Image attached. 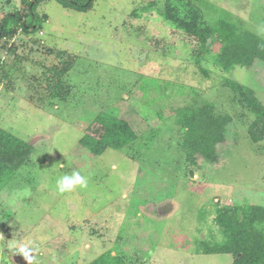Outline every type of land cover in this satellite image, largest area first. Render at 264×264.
Here are the masks:
<instances>
[{"label": "rangeland", "instance_id": "374dc122", "mask_svg": "<svg viewBox=\"0 0 264 264\" xmlns=\"http://www.w3.org/2000/svg\"><path fill=\"white\" fill-rule=\"evenodd\" d=\"M166 2L94 0L80 11L42 0L37 32L15 26L0 40V127L33 147L0 180V264H21L11 250L19 243L35 249L33 264H90L102 254L128 264L233 262L205 245L224 240L219 207L264 206V140H251L254 114L224 79L264 103V62L223 70L217 41L198 62L201 41L165 20ZM171 3L185 13L198 7L210 26L225 18L264 39V0ZM11 12L31 21L22 0H0V23ZM202 103L231 121L219 160L191 163L178 110ZM100 112L128 121L137 140L100 155L83 147ZM74 171L87 187L60 193L57 181Z\"/></svg>", "mask_w": 264, "mask_h": 264}, {"label": "trees", "instance_id": "16d2710c", "mask_svg": "<svg viewBox=\"0 0 264 264\" xmlns=\"http://www.w3.org/2000/svg\"><path fill=\"white\" fill-rule=\"evenodd\" d=\"M42 0H22L27 5L31 21L20 12H11L0 23V40L14 35L19 27L25 33H35L40 29L42 18L36 6ZM65 7L86 11L94 0H59ZM163 15L175 27L196 36L202 43L196 51L198 62L204 57L214 42H220V50L214 62L223 70L230 71L235 66L250 68L256 60L264 62V39L250 30H240L238 26L221 18L215 26L208 25L202 18L200 9L192 7L185 13L183 9L166 0ZM183 1V0H179ZM16 26V27H15ZM209 39L212 42H209ZM211 44V45H210ZM207 73L206 69H203ZM224 85L230 88L253 114L248 134L253 142L264 140V103L252 88L226 77ZM179 124L183 131L181 139L186 159L197 163L198 156L209 162L219 160L218 146L226 140V130L231 117L217 114L210 103L178 110ZM138 136L128 121L106 112H100L87 127L80 144L96 155L108 148L121 150L134 143ZM32 144L0 127V180L14 172L30 160ZM216 224L222 229L224 240L216 244H206L205 253H229L231 264H264V206L226 205L217 209ZM90 264H128L123 256L110 257L102 254Z\"/></svg>", "mask_w": 264, "mask_h": 264}, {"label": "clouds", "instance_id": "9594fccd", "mask_svg": "<svg viewBox=\"0 0 264 264\" xmlns=\"http://www.w3.org/2000/svg\"><path fill=\"white\" fill-rule=\"evenodd\" d=\"M80 186L81 188L87 187V179L79 172L74 171L71 175H64L57 181V189L60 193L72 191ZM14 253L21 254L27 261V264H33L35 256L33 255L35 249L30 247L29 244L19 243L11 249Z\"/></svg>", "mask_w": 264, "mask_h": 264}, {"label": "flooded vegetation", "instance_id": "af4514ba", "mask_svg": "<svg viewBox=\"0 0 264 264\" xmlns=\"http://www.w3.org/2000/svg\"><path fill=\"white\" fill-rule=\"evenodd\" d=\"M14 259H15V261H17L18 263H21V264H26V262H27L21 254H15Z\"/></svg>", "mask_w": 264, "mask_h": 264}, {"label": "water", "instance_id": "95a60500", "mask_svg": "<svg viewBox=\"0 0 264 264\" xmlns=\"http://www.w3.org/2000/svg\"><path fill=\"white\" fill-rule=\"evenodd\" d=\"M210 41H211V39H209V42H210ZM164 209H165V210H167V209H168V207H167V206H165V207H164Z\"/></svg>", "mask_w": 264, "mask_h": 264}]
</instances>
